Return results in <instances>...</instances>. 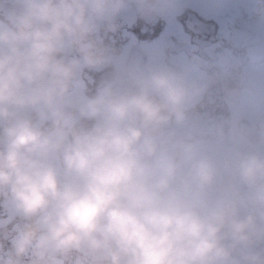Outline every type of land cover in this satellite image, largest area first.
Returning <instances> with one entry per match:
<instances>
[{
    "label": "clouds",
    "instance_id": "obj_1",
    "mask_svg": "<svg viewBox=\"0 0 264 264\" xmlns=\"http://www.w3.org/2000/svg\"><path fill=\"white\" fill-rule=\"evenodd\" d=\"M130 3L178 0H0V264H264V131L206 150L214 81L107 43Z\"/></svg>",
    "mask_w": 264,
    "mask_h": 264
},
{
    "label": "flooded vegetation",
    "instance_id": "obj_2",
    "mask_svg": "<svg viewBox=\"0 0 264 264\" xmlns=\"http://www.w3.org/2000/svg\"><path fill=\"white\" fill-rule=\"evenodd\" d=\"M263 4L264 0H178L172 15L148 21L130 3L120 28L106 41L117 53L127 51L141 61L162 54L168 62L191 67L194 78L214 81L204 118L193 126L194 135L211 151L220 144L216 123L234 115L249 124L253 135L264 131V55L245 39ZM109 71L87 74L90 92Z\"/></svg>",
    "mask_w": 264,
    "mask_h": 264
},
{
    "label": "water",
    "instance_id": "obj_3",
    "mask_svg": "<svg viewBox=\"0 0 264 264\" xmlns=\"http://www.w3.org/2000/svg\"><path fill=\"white\" fill-rule=\"evenodd\" d=\"M248 28L253 32H250V36H245L246 41L253 51L264 55V4L260 10V17L253 20Z\"/></svg>",
    "mask_w": 264,
    "mask_h": 264
}]
</instances>
